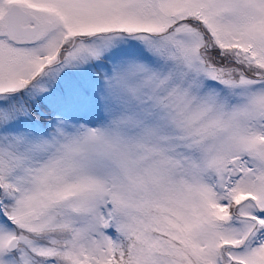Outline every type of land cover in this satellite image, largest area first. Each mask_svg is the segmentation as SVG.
Here are the masks:
<instances>
[{"label": "snow or ice", "instance_id": "6c2138e0", "mask_svg": "<svg viewBox=\"0 0 264 264\" xmlns=\"http://www.w3.org/2000/svg\"><path fill=\"white\" fill-rule=\"evenodd\" d=\"M0 264H264V0H0Z\"/></svg>", "mask_w": 264, "mask_h": 264}]
</instances>
